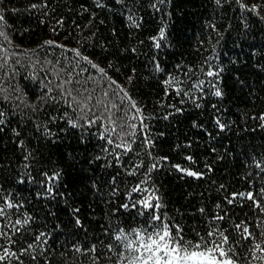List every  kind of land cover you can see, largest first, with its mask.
<instances>
[{
    "label": "trees",
    "instance_id": "obj_1",
    "mask_svg": "<svg viewBox=\"0 0 264 264\" xmlns=\"http://www.w3.org/2000/svg\"><path fill=\"white\" fill-rule=\"evenodd\" d=\"M242 3L256 10L237 0H0L8 37L0 38V77L38 109L21 104L13 113L0 102L6 112L0 196L22 205L0 217L6 233L0 254L4 248L16 254L2 264H119L115 248L105 245L119 229L132 239L131 228L147 227L152 210L132 207L144 195L159 196L157 214L183 228L186 238L203 234L206 222L226 230L230 240L239 238L234 225L241 221L258 236L264 213L239 196L232 204L225 199L252 191L264 207V0ZM209 69L219 76L208 77ZM49 88L59 105L38 102ZM72 97L92 109L85 110L87 119L93 113L103 119L91 127L79 119L83 127H72L68 119L84 115ZM106 109L115 133L106 131L113 126ZM134 113L144 118L143 132ZM128 124L138 126L136 135L124 139L135 142L127 154L115 149L122 153L117 162L106 139L119 143L122 132L133 131ZM153 162L158 167L149 172ZM175 165L203 175L188 176ZM45 173L60 176L49 182ZM137 184L147 193L132 192ZM214 215L224 220L213 221ZM16 219L21 225L14 226ZM40 233L45 236L36 240ZM250 243L240 240L236 259L262 264L245 251ZM91 245L95 252L87 251Z\"/></svg>",
    "mask_w": 264,
    "mask_h": 264
},
{
    "label": "snow or ice",
    "instance_id": "obj_2",
    "mask_svg": "<svg viewBox=\"0 0 264 264\" xmlns=\"http://www.w3.org/2000/svg\"><path fill=\"white\" fill-rule=\"evenodd\" d=\"M238 3H240V6L242 8L248 9L250 11L256 10V6L253 5L249 7L246 4L242 3V0H237ZM217 3H219V0H217ZM32 7H36V5H32ZM155 7V5H153ZM5 28V18L3 15H0V38H3L4 40H7V34L4 31ZM165 36V33L163 30L160 31L159 37L163 39ZM49 44H52L53 42L49 41ZM156 47H160V44L157 43ZM79 55V53H77ZM86 59V58H85ZM6 63V61H5ZM0 67H3L2 64H0ZM95 67V65L93 66ZM157 68H159V65H157ZM101 73L103 74V70L101 69ZM7 75V74H6ZM206 75L208 77H218L219 71H214L209 69L206 72ZM71 81H68L70 83ZM115 83L114 81L112 82ZM165 83H168V81H165ZM203 81L200 82L199 85H196V87H201L203 85ZM214 86V85H213ZM57 88L63 89V85H57ZM52 89H48V91L44 92V94L38 98L39 101H43L44 103H48V100L50 99L54 104L59 105L61 103V100H58L55 96L51 95ZM123 91V89H121ZM179 89H176V92L179 94ZM19 93V89L12 84L10 81L8 82V86L5 87L3 83V77H0V102H6L10 104L11 111L15 113V109L19 107L21 104L24 106V108H31L33 112H36L37 109V103L29 104L25 100L22 99ZM61 98L65 99V93L61 91L60 93ZM68 97H71V91L69 90L66 94ZM105 96L108 95L107 92L104 93ZM187 95V93H185ZM215 96L221 97L222 92L219 89H216ZM89 101L91 100V97L89 96L87 98ZM129 102L131 104V108L135 110V113H139L140 109L136 107L134 103L131 102V98L129 97ZM72 100L75 101V103L79 106V112L84 114L80 116L76 121H73L71 119H68V123L72 127H83V125L79 124V119L85 120V125L87 127H91L97 119H103L102 116H95V113H93V119H87L86 109L88 112H91L92 109L88 107L87 103H83L81 101H77L75 97H72ZM183 102V101H182ZM123 103V100L121 101ZM71 107V104L68 105ZM3 107V104L0 103V108ZM51 107V105H49ZM112 107H117L115 104L112 105ZM197 107L199 105L197 104ZM40 110H43L42 108ZM108 110V109H106ZM73 111H76V109H73ZM109 111V121L113 125L111 129H106V131H110L111 133L116 132V124L115 121L111 119L112 113ZM179 111V110H178ZM132 115V119H140V125L141 131L143 132V116L142 115ZM5 110H0V126L5 124ZM67 117V113L65 112L60 118L65 119ZM50 122H54L56 119V116H50L48 117ZM262 120H264V116L261 117ZM218 127L221 129L224 128L223 124H220L219 120L216 121ZM128 127H130L133 131L131 133L122 132L120 134V142L117 143L114 141L111 136L106 139V144L113 145L112 153H113V159H115L117 162L120 159V155L122 153L115 152V149L119 148L123 150V154H127L128 152L132 151V142H129L128 140L124 139L125 136H135L136 132L135 129L138 127L135 124H128ZM39 127V126H37ZM121 129L125 127V125H120ZM0 130H2V127H0ZM51 130L47 129V126H45V133H50ZM145 139H147L146 134ZM101 139H105L103 135L100 137ZM148 144H151V141H147ZM104 151H109L108 148H105ZM27 159V157H25ZM99 159V157H97ZM188 160H191L192 157H187ZM143 167V163L134 165L135 168ZM158 167L157 162H153L150 165V168L148 171L154 170ZM177 170L184 172L186 175L195 177L197 179L202 177V173H198L195 171H187L185 169H182L179 165H175ZM259 167V164L257 165ZM134 174V171H130L129 175ZM47 181H55L59 179L60 174L54 173L52 176H48L46 173L44 174ZM20 183H23V179L19 181ZM143 183V181L141 182ZM223 187V186H221ZM115 191V189H113ZM132 192L135 193H147V189H142L140 187V184H137L135 187L132 188ZM260 193L262 196H264V187L260 188ZM46 192L49 195H53V189L52 187H46ZM237 196L244 198L246 200L251 201L250 207L253 209H259L261 213H264V207H262L260 201L256 198L254 193L252 191H248L245 193H232L230 194V197H225L228 204L234 203V201L237 199ZM153 199L157 201L156 203H153ZM0 201H3V206H0V217H4L8 215L6 209H13V208H19L22 205L19 203H13L8 198L0 196ZM137 204L142 206L144 209H151L152 214L150 215L149 219L145 221V225L147 227L144 228H131L130 234L132 235V239H129V235L125 234L124 229H119L118 231L121 233L119 235H114L112 237V240L105 245L108 251H113L115 248L116 255L119 260V264H240L239 260L236 259L237 256L242 255V253H238L236 251L237 246L240 244V240L244 241H250V244L245 245V251L247 253H250L253 260L260 261L262 264H264V228L261 229L258 236L256 233L251 231L249 227L245 225L244 221H241L240 223H237L234 225V228L237 230L239 234V238H233L230 240V233L226 234V230H221L220 228L216 227L212 222H206L207 227L205 228V231L203 234L200 232H196L195 239L186 238L184 234V229L181 228L178 224L174 222H166V218L162 217L161 215L157 214L156 210L161 207L159 203V196H151V195H144L142 198L133 203L132 207H137ZM119 207L127 209L129 205L127 203H122ZM219 207V205H217ZM119 209H117L118 211ZM74 212H78L79 209H73ZM200 212H203L204 209H199ZM213 221H222L224 220L223 215H214L212 218ZM22 221L20 219H16L14 221L15 225H21ZM23 223H28L27 220L23 221ZM76 223L79 224V220H76ZM259 227V225H257ZM150 227V231H149ZM107 235V232L105 233ZM6 233L3 231H0V237L5 236ZM41 236H45V233H40L35 239L39 240ZM118 242V243H114ZM46 243V241H44ZM0 247H3V245H0ZM32 245H28L27 248H24L23 251L27 252L29 248H31ZM75 247V246H74ZM80 248H76V251H80ZM87 251L95 252L96 248L95 245H91ZM259 253V255H258ZM16 254L12 251H10L8 248H4L3 254H0V264L7 260L10 256H15ZM19 259V257H17ZM34 260L35 257H32Z\"/></svg>",
    "mask_w": 264,
    "mask_h": 264
}]
</instances>
